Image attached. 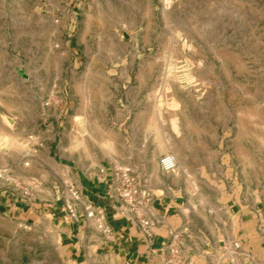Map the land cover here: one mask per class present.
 Returning <instances> with one entry per match:
<instances>
[{
	"label": "rangeland",
	"instance_id": "1",
	"mask_svg": "<svg viewBox=\"0 0 264 264\" xmlns=\"http://www.w3.org/2000/svg\"><path fill=\"white\" fill-rule=\"evenodd\" d=\"M64 164L138 191L149 165L211 205L264 195V0H0V194L47 199ZM0 264L65 263L0 210Z\"/></svg>",
	"mask_w": 264,
	"mask_h": 264
},
{
	"label": "crops",
	"instance_id": "2",
	"mask_svg": "<svg viewBox=\"0 0 264 264\" xmlns=\"http://www.w3.org/2000/svg\"><path fill=\"white\" fill-rule=\"evenodd\" d=\"M64 166L60 192L47 199L24 189L13 199L0 194V210L45 225L65 264H264L262 194L211 205L181 195L180 185L166 191L147 165L131 207L114 190L112 168Z\"/></svg>",
	"mask_w": 264,
	"mask_h": 264
},
{
	"label": "built area",
	"instance_id": "3",
	"mask_svg": "<svg viewBox=\"0 0 264 264\" xmlns=\"http://www.w3.org/2000/svg\"><path fill=\"white\" fill-rule=\"evenodd\" d=\"M159 167L162 172L172 173L176 170L177 164L173 155L165 154L159 159ZM133 178L131 176V171L125 169L117 176L116 182L114 183V190L118 194L120 201L127 205L133 206L135 204L136 198L138 196V188L136 184L133 183ZM73 199H76V195L72 194ZM92 212H87V217H91ZM234 248H238V244H233Z\"/></svg>",
	"mask_w": 264,
	"mask_h": 264
},
{
	"label": "bare ground",
	"instance_id": "4",
	"mask_svg": "<svg viewBox=\"0 0 264 264\" xmlns=\"http://www.w3.org/2000/svg\"><path fill=\"white\" fill-rule=\"evenodd\" d=\"M173 156H174V158H175V161L177 162V159H176L175 155H173Z\"/></svg>",
	"mask_w": 264,
	"mask_h": 264
}]
</instances>
